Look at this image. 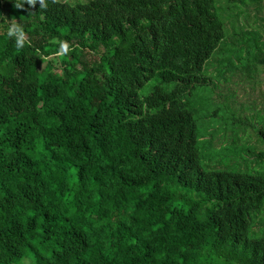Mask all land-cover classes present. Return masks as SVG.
I'll return each instance as SVG.
<instances>
[{"label": "trees", "instance_id": "16d2710c", "mask_svg": "<svg viewBox=\"0 0 264 264\" xmlns=\"http://www.w3.org/2000/svg\"><path fill=\"white\" fill-rule=\"evenodd\" d=\"M17 2L0 0V264H264L263 108L195 104L264 66V0L225 1L232 34L217 0Z\"/></svg>", "mask_w": 264, "mask_h": 264}, {"label": "rangeland", "instance_id": "374dc122", "mask_svg": "<svg viewBox=\"0 0 264 264\" xmlns=\"http://www.w3.org/2000/svg\"><path fill=\"white\" fill-rule=\"evenodd\" d=\"M225 1L226 0H217V5L220 8L219 15L224 21L226 31H229V33L232 34L234 32L232 27L237 23L235 20H230V17L233 16L235 10H231L232 8L225 4ZM259 17L264 19V9L260 13ZM254 21L255 20L251 14L247 19H245L244 16H241L238 20V22L241 25H244L246 29H258L260 22ZM213 55L210 58L211 60H209L210 67L208 73L210 75H216L217 62L219 60L218 57H213ZM44 63L45 60L39 56L37 59L39 68H42ZM239 66L245 69L246 73H251V56H242V58H240ZM251 77L247 80L240 72H237L234 76H232L229 82L225 83L224 81H219L220 83L216 84L214 88L215 90L213 89V98L209 96V92L204 91L201 93L204 97L198 99L195 104L197 103L196 105H200L205 101L209 104L210 108L218 107L217 115L220 119L224 120L229 114L231 115L233 113L232 106L230 105L231 102L230 100H227V96L232 95V105L235 106L236 109L241 110L245 115L252 112H249L247 109L252 108L253 106H256V110L263 108L262 114H264V97L262 95V92L264 91V87L262 85L264 78V66H260L256 75H251ZM214 102H219L220 104H216ZM201 117L202 114L199 112L194 115L198 133L205 136L204 130L206 121L202 120ZM208 157L209 155H207L206 158ZM261 216L264 218V213Z\"/></svg>", "mask_w": 264, "mask_h": 264}, {"label": "clouds", "instance_id": "9594fccd", "mask_svg": "<svg viewBox=\"0 0 264 264\" xmlns=\"http://www.w3.org/2000/svg\"><path fill=\"white\" fill-rule=\"evenodd\" d=\"M27 3L29 5H34L37 3V0H23V2H17L15 4L16 8H22L24 4ZM40 6H46L43 4V0H39ZM8 35L15 36L16 37V45L17 48H22L25 44V40L23 39L24 37V30L23 26L19 23H12L9 28H8ZM61 53L69 51V45L67 42H62L61 43Z\"/></svg>", "mask_w": 264, "mask_h": 264}]
</instances>
